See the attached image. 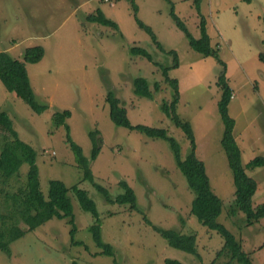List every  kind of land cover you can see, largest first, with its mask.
Instances as JSON below:
<instances>
[{"label": "rangeland", "instance_id": "1", "mask_svg": "<svg viewBox=\"0 0 264 264\" xmlns=\"http://www.w3.org/2000/svg\"><path fill=\"white\" fill-rule=\"evenodd\" d=\"M97 10L116 23V28L86 20ZM171 10L199 37V19L191 0H0V51L21 60L25 48H44L42 59L27 63L26 68L36 100L47 106L41 113L33 112L0 82V109L10 117L19 138L36 151L42 193L47 195L51 179L68 188L76 228L72 235L66 218L49 219L12 241L9 251H0V264H114L111 256L99 253L95 246L89 231L95 218L81 208L73 186L84 189L94 201L102 240L112 245L118 264H164L165 258L183 264L229 261L225 253L218 255L223 244L220 234L191 215L194 194L169 143L115 125L104 100L111 91L131 124L166 129L185 158L191 151L190 141L161 110V101H170L172 88L153 63L172 65L171 52L178 60V66L169 70V76L178 80L176 113L189 122L195 156L204 163L210 188L222 202L216 221L241 242L255 264H264V217L245 226V215L232 212L235 186L221 146L224 124L217 106L221 91L216 85L223 72L232 88L227 104V114L234 121L231 134L241 165L257 183L252 197L256 206L264 202V165L245 166L254 157H264V59L259 56L264 53V0H202L200 10L210 43L218 48L224 65L189 46ZM139 22L150 27L158 44ZM134 46L147 50L151 60L132 55ZM137 77L147 79L150 89L157 81L160 90L151 99L135 95L133 80ZM65 109L70 116L56 123L53 113ZM95 129L100 150L89 164L92 182L84 178L66 136L69 133L90 159L89 132ZM20 168L24 174L27 165ZM120 180L132 187L140 210L105 201L94 186L105 187L114 199L123 192ZM1 202L0 198V207ZM146 220L161 228L194 233L200 256L169 246Z\"/></svg>", "mask_w": 264, "mask_h": 264}, {"label": "trees", "instance_id": "2", "mask_svg": "<svg viewBox=\"0 0 264 264\" xmlns=\"http://www.w3.org/2000/svg\"><path fill=\"white\" fill-rule=\"evenodd\" d=\"M201 2L202 0H191V4L199 19V37L196 38L190 33L184 21L174 10H171V18L176 28L188 39L189 46L193 50L203 56H212L224 65L219 59L218 48L212 47L210 43V36L206 29V19L200 10ZM86 20L116 28V23L107 19L100 10H97L96 13L88 14ZM138 24L149 33L153 42L158 44L150 27L143 25L141 22ZM130 50L132 55H142L151 60L150 53L144 48L134 46ZM171 54L173 58L175 57L172 65L164 66L153 62L161 71L164 82L172 88L171 99L169 102L166 100L161 101V110L176 127L182 129L189 139L191 144L189 154L185 158H181L178 142L167 134L166 129L145 124H131L126 116V109L111 91L106 93L104 99L108 105L109 118L117 126L135 129L150 138L166 140L174 154L177 167L184 175L189 189L194 194L190 205L191 215L201 225L218 232L223 239V244L218 255L225 253L229 257V261L225 264H229L231 261L239 264H255L250 255L243 250L241 242L236 240L235 236L223 224L216 221L222 209V202L210 188L204 163L195 156L194 138L189 122L182 120L176 113V105L179 100L178 80L169 76V70L178 66V60L176 59L177 54L175 52H171ZM43 55L44 48L41 45L25 48L22 52L21 60L13 58L7 51H0V82L8 92L20 98L35 113H41L47 106L36 100L30 85L26 64L39 62ZM259 56H261V59H264V53H261ZM216 85L221 91L217 106L224 124L221 146L231 168L235 186V208L232 209V212H236V210L241 211L245 215L244 225L250 226L264 217V202L256 206L252 205V197L257 190V183L245 172V168L241 165L240 152L231 134L234 121L227 114V104L231 100L232 88L229 86L223 72L219 73ZM159 90L160 84L157 81H154L152 89H150L149 83L144 77H137L133 80V92L137 96L151 99L153 98V93ZM70 114L71 112L65 109L55 111L52 116L56 123L62 124ZM65 128L69 131L66 124ZM98 134L97 129L89 132L92 141L90 159L84 157L80 146L72 141L69 133L66 136L67 142L76 155L78 166L83 170L84 178L92 182L93 175L89 164L96 158L100 150V138ZM35 158L36 151L31 145L19 138L16 130L13 128L10 117L4 110L0 109V198L2 199L0 207V251H9V244L12 241L22 237L25 232L34 230L54 217L59 219L66 218L68 223L72 225L71 234L73 235L76 231L73 225L74 214L72 204L67 195L68 188L62 181L51 179L48 181V191L45 196L40 190ZM23 164L27 165L24 174L21 173L20 168ZM263 165L264 157L257 156L249 160L245 167L253 169ZM94 186L103 195L105 201L109 203L115 202L119 205H128L130 210H140L136 202L134 190L125 180L119 181V186L123 189V192L118 194L114 199L109 197L105 187L97 183H94ZM72 189L81 208L90 212L95 218V222L89 226V231L95 246L100 249L99 253L111 256L113 263L118 264L114 258L112 245L102 240L98 212L94 201L89 198L84 189L77 188L76 186H73ZM146 222L166 240L169 246L196 257L200 256L196 248V235L194 233H180L173 229L158 227L149 220H146ZM72 264L77 263L73 261ZM164 264L183 263L175 258H165ZM208 264H214V259Z\"/></svg>", "mask_w": 264, "mask_h": 264}]
</instances>
